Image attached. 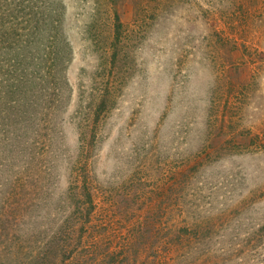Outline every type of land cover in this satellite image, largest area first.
Wrapping results in <instances>:
<instances>
[{
    "label": "rangeland",
    "instance_id": "1",
    "mask_svg": "<svg viewBox=\"0 0 264 264\" xmlns=\"http://www.w3.org/2000/svg\"><path fill=\"white\" fill-rule=\"evenodd\" d=\"M0 264H264V0H0Z\"/></svg>",
    "mask_w": 264,
    "mask_h": 264
}]
</instances>
